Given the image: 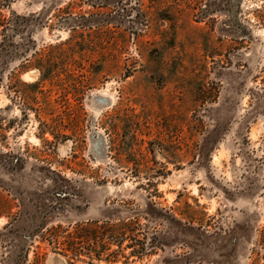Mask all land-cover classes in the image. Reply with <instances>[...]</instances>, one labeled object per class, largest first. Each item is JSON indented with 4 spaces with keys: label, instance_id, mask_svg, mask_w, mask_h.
<instances>
[{
    "label": "rangeland",
    "instance_id": "rangeland-1",
    "mask_svg": "<svg viewBox=\"0 0 264 264\" xmlns=\"http://www.w3.org/2000/svg\"><path fill=\"white\" fill-rule=\"evenodd\" d=\"M6 1L0 264H264V0Z\"/></svg>",
    "mask_w": 264,
    "mask_h": 264
},
{
    "label": "trees",
    "instance_id": "trees-1",
    "mask_svg": "<svg viewBox=\"0 0 264 264\" xmlns=\"http://www.w3.org/2000/svg\"><path fill=\"white\" fill-rule=\"evenodd\" d=\"M10 9V2L6 1V0H3L2 1V4H0V59H1V55L4 54L3 51H6L7 50V44L9 42V38H11V33L14 32V22H13V19H7L2 12H4V10H9ZM2 64H4L2 62ZM0 65H1V62H0ZM41 74H42V77L44 78V80H47L50 76L48 73L44 72V70L42 71V68H39ZM1 81V79H0ZM153 206V205H152ZM153 210V209H152ZM164 210H161V215L159 214H150V216L152 217V219L156 220V221H160V222H164L166 221L168 223V225L172 224V223H176V218H174V216L170 215L169 213L167 212H164L166 215H169V216H166L164 213ZM163 214V215H162ZM137 220H130V222L128 224H122V225H111V226H107V227H104V228H100L96 225V227H94L95 230H93L94 232L90 233L89 234V237L92 238V240H96V239H99V235H102V236H110V237H113V235H115V239L117 240L119 237H123V233L122 231H128V233H130V235H132L130 238H131V241L133 242H137V237L135 236V234H131V232L134 231V229L136 230V232L138 231L137 227L139 226L138 225V222H136ZM124 228V230H121V228ZM79 230L77 231V233H75V238L73 240L69 239L67 240L64 245L65 248L67 247V250H65L66 253H72L73 256L75 257H78V254H79V250H78V247H79V243L77 244L76 241H80L82 238H83V233H85V229L83 231V228L81 226L78 227ZM90 228V227H89ZM101 229V231H105L106 233L104 234H101L100 232H98V230ZM127 229V230H125ZM133 229V230H132ZM112 235V236H111ZM127 235V233H125V236ZM146 239V238H145ZM160 238H156L155 236L153 237V241H152V247H157V246H161L162 243H163V240L160 239V242L158 244L157 241L159 240ZM142 241H140L141 243ZM119 246H122V242H116ZM143 243V242H142ZM146 244V243H145ZM156 244V245H155ZM105 244L104 246H102V249L103 250H106L105 249ZM143 249V248H142ZM56 250H58L56 248ZM141 251H144V250H141ZM141 254H139V258L143 257L145 254V252H140ZM103 255L104 254H98L96 256V260L97 261H105L107 263H116L117 262V258L114 256H111V255H108L107 258H103ZM135 256L138 257V253L134 252ZM22 260H24V258H22ZM68 262L69 264H72L73 261L69 258H68Z\"/></svg>",
    "mask_w": 264,
    "mask_h": 264
},
{
    "label": "bare ground",
    "instance_id": "bare-ground-1",
    "mask_svg": "<svg viewBox=\"0 0 264 264\" xmlns=\"http://www.w3.org/2000/svg\"><path fill=\"white\" fill-rule=\"evenodd\" d=\"M36 75V74H35Z\"/></svg>",
    "mask_w": 264,
    "mask_h": 264
}]
</instances>
